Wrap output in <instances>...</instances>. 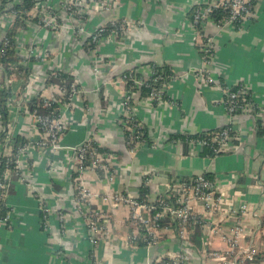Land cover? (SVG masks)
Segmentation results:
<instances>
[{
    "label": "crops",
    "instance_id": "1",
    "mask_svg": "<svg viewBox=\"0 0 264 264\" xmlns=\"http://www.w3.org/2000/svg\"><path fill=\"white\" fill-rule=\"evenodd\" d=\"M204 1L109 0L107 9L96 10L85 21V30L93 31L112 20L125 19L128 26L119 37L111 36L98 43L93 53L83 49V36L76 39L68 30L37 34L56 52L38 71L67 70L82 91L65 113L68 129L59 142L61 151L31 146L23 157V178L15 182L6 197L11 226L0 224V264H147L169 258L179 248L172 227L161 228L159 239L148 248L132 245L127 208L110 206L102 198L116 192L139 196L146 182L149 198L154 200L167 194L174 178L202 173L212 176L226 193L221 211L213 215L201 201L193 200L190 205L194 214L210 217L216 224L211 248L225 252L228 234L241 227L240 249L262 250L264 136L256 134V116L238 114L230 122L216 82L222 80L231 87L243 84L253 102L264 108V0L256 1L252 19L241 29L211 21L203 25L202 33L210 39L213 49L208 68L199 35L189 18L192 8ZM152 63L173 70L175 78L166 90L171 101L154 104L134 93V113L147 126L152 145L129 152L118 123L125 89L118 76L137 68L147 77ZM205 66L206 73L215 79L211 84L197 76ZM10 87L19 94L17 80ZM13 123L15 133L28 140L36 134L34 119L26 112ZM229 123L240 140L230 153L214 158L200 156L193 144L176 145L169 140L173 134L204 133ZM89 138L117 153L109 161L114 171L111 181L94 172L87 178L91 210L108 214V231L95 247L87 239L84 218L75 205L70 163L72 148ZM40 200L53 208L46 229L40 228ZM61 215L66 216L65 221L60 220ZM199 236L200 251H193L186 264H214L207 261L201 233Z\"/></svg>",
    "mask_w": 264,
    "mask_h": 264
},
{
    "label": "built area",
    "instance_id": "2",
    "mask_svg": "<svg viewBox=\"0 0 264 264\" xmlns=\"http://www.w3.org/2000/svg\"><path fill=\"white\" fill-rule=\"evenodd\" d=\"M24 0H0V48L2 45H8V38L10 35V28L13 26L15 19L18 20L20 26L17 28L16 33H12L10 38H13V47L24 63L30 68V75L27 82L25 83L24 90L22 91L21 97L16 99L14 94L12 100H15L17 104H13L8 107L10 117V134H16L14 131L13 120L22 113L26 112L30 114L34 119L35 132L34 137L29 140L30 144H26L19 149V153L16 159V171L21 173L23 178L22 162L23 157L30 149L31 146H35L39 149L48 148L54 153L61 151L60 139L67 131L68 126L64 119L66 111L70 110L73 104L74 98L82 90L80 87L74 88L70 94H68L67 102H62L59 108V115L57 118L50 115H41L36 112H30L27 109V102L34 99L40 100V104L43 107H47L51 102H57L58 99L65 97L66 91L64 89V83H47L49 78V72L40 73L38 68L43 62L49 60L56 54L52 46L46 45L37 34H48L52 32H61L62 30H68L73 36L81 37L83 40L93 36V42L97 40L96 45L102 40L109 39L111 36L115 37L118 35L116 31H112L107 37L97 39V36L104 29L103 27L97 26L93 31L85 30V21L91 17V15L98 9H107L109 7V0H74L72 4L76 7L70 9L72 0H35L36 3L29 9L25 10L22 7ZM250 0H205L204 3L198 5H204V7H197L194 10L193 25L200 22L201 27L206 22H210L209 16L212 8L219 6H227L230 9V16L225 19L221 24L226 23L234 26L235 22H240L243 26L252 17L251 9L249 8ZM78 15V16H77ZM21 21V22H20ZM112 23L115 20L111 21ZM212 22V21H211ZM121 23L128 26V21L123 19ZM121 24V25H122ZM218 24V25H221ZM125 28V29H126ZM123 29L120 35L123 34ZM198 33V32H197ZM200 40V49L203 52L205 65L210 66L212 63L213 49L211 46L210 39L204 35V33H198ZM82 39L80 41H82ZM96 47V46H95ZM95 50L92 49L88 53H93ZM206 66L203 70L197 72L198 78L204 82L211 84L215 82L212 77L206 73ZM97 70V66L95 65ZM58 71V70H51ZM60 71V70H59ZM68 72L67 70H61ZM4 68L0 63V76L3 74ZM206 73V75H205ZM154 74L150 67L149 74L147 77L142 79H133L130 74L127 78L126 75L121 74L118 76L119 82L124 85V93L122 97V113L119 117L118 123L129 131L131 141H137L135 147L131 148L129 152H134L136 149L146 144L143 138H141L138 131L141 124L133 123V117H135L134 106H131L130 100L133 98L134 93L125 84L128 80L134 81L136 85L141 86L146 83L149 76ZM175 78V74L171 76L168 82H162L158 89L152 90L149 96L151 101H157L158 103L163 102L162 93L166 92L168 83L171 79ZM161 80L160 77L156 76L154 81ZM4 83L7 85L11 84L9 79H5ZM216 84L221 88L223 93L222 104L225 109L227 116L231 119L236 111H240L241 114L254 113L258 120L264 122V108L257 105L252 98H247L248 89L241 83L234 86H221L217 81ZM0 79V86H1ZM251 96V95H250ZM132 102V100H131ZM137 117V116H136ZM0 130H1V119H0ZM234 132L237 131L234 129ZM86 140L81 145H78L71 150L70 163L74 176V188H75V205L78 212L82 215L86 225V236L89 240L90 245L94 247L101 241L102 236L108 231V214L100 209H92L90 207L91 194L89 192L87 178L89 173H93L94 169L98 166L101 167L105 173V178L108 181L113 179V169L110 166L115 155H110L106 159V164H101V157L95 152L90 154L94 161L91 164H85L84 156L87 148ZM92 140V139H91ZM94 140V139H93ZM234 140H240L239 134L230 135L226 130L220 133L221 149L228 150L231 148ZM174 144H180L178 141H172ZM195 146V151H200L204 145L203 141L190 142ZM4 153H8V149L4 150ZM96 157V158H95ZM52 171V168H50ZM9 174V171L4 172V177ZM6 184L0 183V196L7 197L5 192ZM175 196H177L178 207L169 206L164 211L168 212L172 218L178 221L176 236L179 244L178 250L173 253L169 258L172 264H186L191 256V253L198 251L195 249L190 242L191 230L194 224L198 222L202 229L201 235L203 239V250L206 252L207 261L214 262V264H254L259 256V264H264V247L261 251H257L255 248H248L241 250L239 247V239L242 236L241 227L233 229L227 238L228 249L225 252L215 251L211 248V234L215 232L216 224L212 222V219L206 218L205 216H198L192 212L191 202L193 200L201 201L207 212L213 215L215 212H220V205L223 200L226 199L225 192H223L218 182L210 180L198 174L196 179L190 184H186L184 181L177 180L173 185ZM137 197L129 196L124 193L104 194L102 200L109 203L110 206H121L127 208V224L131 228V236L129 241L132 245H135L138 240L145 243L146 248L152 246L159 239V228H157L155 222L161 216L162 213H157L153 216L149 215V210L153 209L154 206L139 202ZM152 204V203H151ZM241 209H245V206H241ZM37 210L40 216V223L43 228L46 229L49 224V215L53 211L51 205L45 201L40 200L37 204ZM60 220H64L66 216H59ZM0 224L11 226L10 212L7 213L6 217L0 220ZM91 256V254H90ZM161 259V258H158ZM158 259H156L158 261ZM154 260V261H156ZM153 260L148 261L147 264H153ZM95 264H97L95 262Z\"/></svg>",
    "mask_w": 264,
    "mask_h": 264
},
{
    "label": "trees",
    "instance_id": "3",
    "mask_svg": "<svg viewBox=\"0 0 264 264\" xmlns=\"http://www.w3.org/2000/svg\"><path fill=\"white\" fill-rule=\"evenodd\" d=\"M257 0H250L249 2V8L251 9V12H253L254 5ZM74 0L71 2V8L75 9L76 7L74 4H72ZM36 3L35 0H24L22 7L26 10H29L34 4ZM199 7L202 8L204 5H196L192 8L191 13L189 15L191 23H193V16H194V10ZM78 16V15H77ZM230 16V9L227 6H219L217 8H212L209 16V20L212 21L215 24H221L225 19H227ZM252 19V18H251ZM21 22V21H20ZM121 20H115L114 23L111 21H107L101 25L100 27H103V31L99 33L97 36V39H101L104 37H107L111 34L112 31H116L118 33V37L120 36V32L126 28V24H122ZM20 26L17 19L14 20L12 28H10V35L12 33H16L17 28ZM195 27V30L198 33H202V27L200 25V22L193 25ZM234 28L241 29L242 25L240 22L234 23ZM8 40V45L4 46L2 45L0 48V63L3 65L4 72L0 76L1 79V86H0V119H1V130H0V183L6 184L5 192L6 195L11 193L13 191L14 184L17 180H19L22 176L21 173L15 172L16 170V159L17 155L19 153V149L25 146L26 144H30V141L19 134H10V117H9V110L8 107L12 106L13 104H17L15 100H12V95L14 94L11 90L10 85H6L4 83L5 79H9L11 81V84L13 81L17 80L19 82L20 91L19 94H14L16 99H19L21 97L22 91L24 90L25 83L28 80V77L30 75V68L24 63L25 61L22 59V57L15 52L13 47V38H10ZM76 38V37H75ZM77 39V38H76ZM97 40L93 42V36L88 37L87 39L81 41L82 47L86 52H90V50L94 49L96 46ZM149 66L152 68L154 74L149 76L146 80V83L138 86L134 81L128 80L125 84V87H128L133 93L137 92L139 93L140 97H147L150 95L152 90L158 89L160 83L162 82H168L173 76L174 72L171 68H169L166 65H156L154 63L149 64ZM49 78L47 80V83H61L63 81L64 89L66 91L65 97L62 99H58L57 102H51V104L47 107H43L40 104V100L34 99L30 102H27V109L30 112H36L37 114L41 115H50L52 117L57 118L60 114L59 108L60 104L62 102H67L68 100V94L71 93V91L74 88H78L79 85L75 79V77L68 72L64 71H50ZM122 74L126 75L127 78L130 74L131 78L133 79H142V73L137 70V68H131L126 71H124ZM206 75V73H205ZM158 76L161 78V80L158 79L157 82L154 81V78ZM219 85L225 86V83L222 80H219ZM236 88V86L233 87V89ZM135 95V94H134ZM134 97V96H133ZM247 98H251L250 92H248ZM132 100V102H131ZM130 100L131 106L134 105V98ZM162 100L169 102L171 101L169 97L167 96L166 92L162 93ZM252 100V99H251ZM105 103V101H104ZM154 104H157V101H154ZM241 114L240 111H236L233 114V117L235 115ZM252 116H255L254 113H250ZM132 120L133 123L141 124L142 128H139L138 131L140 133L141 138L146 141V144L152 145V141L149 138L147 126H145L138 117H133ZM119 127L122 129L124 138H125V146L128 151H130L131 148L135 147L137 141H131V138L129 136V131L126 130L123 125L119 124ZM226 130L230 135H238V133L234 132V125L232 123H229L225 126H222L220 128L211 130L209 132L204 133H196V134H173L169 137V140L172 141H178L181 145H187L190 144V142H197V141H203L204 145L199 151V155L204 158H214L219 155L227 154L231 152V149H233L237 144L238 140H234L233 144L230 149L228 150H222L221 149V142L220 139V133L222 131ZM256 134L257 136H264V122L262 120H257V126H256ZM87 148L84 156V162L85 164H91V162L94 161L93 157L90 154L91 152H95V154H99L101 157V164H106V159L109 158L110 155H115L116 152L109 151L108 148L101 147L98 143H96L93 139L89 140L87 142ZM8 149V153H4V150ZM96 158V157H95ZM8 170L9 174L4 177V172ZM94 173L97 174L99 177H105V173L101 167H96L94 169ZM73 174V179H74ZM196 176L192 177H177L174 178L171 181L169 190L166 195L158 196L154 200L149 198L148 195V186L146 182H143L139 189V196L137 197V200L139 202H143L146 204H150L151 206H154L153 209L149 210V215L153 216L157 213H162L161 216L156 220L155 224L157 228H168L172 227L176 233L177 224L178 221L174 220L172 216L164 211L166 207L173 206L178 207L179 204L177 203L176 199L177 196L174 194L173 185L176 183L177 180L184 181L186 184H190L196 179ZM202 176H204L207 179L214 180L212 176L202 173ZM146 181V178H145ZM152 203V204H151ZM10 211V208L7 206L6 203V197L0 196V220H2L4 217H6L7 213ZM196 222L194 224V227L191 230V237L190 242L191 245L200 251L201 248V242H200V236L199 233L202 232V229L200 228L199 224ZM41 229H43V225H40ZM203 241V239H202ZM135 245L139 246H145V243L138 240V242ZM257 255V260L254 264H259V256ZM153 264H172L170 258H161L158 259V261H154Z\"/></svg>",
    "mask_w": 264,
    "mask_h": 264
},
{
    "label": "rangeland",
    "instance_id": "4",
    "mask_svg": "<svg viewBox=\"0 0 264 264\" xmlns=\"http://www.w3.org/2000/svg\"><path fill=\"white\" fill-rule=\"evenodd\" d=\"M85 223V222H84Z\"/></svg>",
    "mask_w": 264,
    "mask_h": 264
}]
</instances>
